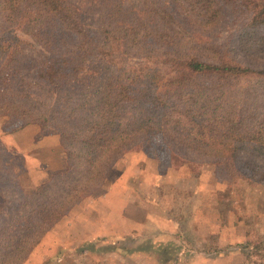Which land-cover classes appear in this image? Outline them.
<instances>
[{
  "label": "trees",
  "instance_id": "trees-1",
  "mask_svg": "<svg viewBox=\"0 0 264 264\" xmlns=\"http://www.w3.org/2000/svg\"><path fill=\"white\" fill-rule=\"evenodd\" d=\"M0 117L56 129L67 158L24 186L0 141V264L28 260L135 148L264 182V0H0Z\"/></svg>",
  "mask_w": 264,
  "mask_h": 264
},
{
  "label": "rangeland",
  "instance_id": "rangeland-1",
  "mask_svg": "<svg viewBox=\"0 0 264 264\" xmlns=\"http://www.w3.org/2000/svg\"><path fill=\"white\" fill-rule=\"evenodd\" d=\"M246 13L248 21L251 12ZM218 31L216 39H231L224 29ZM4 120L0 117L2 126ZM4 148L10 161L13 149ZM162 157L158 146L126 152L109 172L111 183L98 189L100 198L91 197L48 231L37 247L53 254L42 253L40 262L205 264L198 250L222 246L216 227L221 230L228 223L234 224L232 234L248 233L250 248L245 251L257 263L254 252H264V182L258 177L224 181L210 165L168 167ZM86 213L89 220L84 222ZM92 225L100 228L93 233Z\"/></svg>",
  "mask_w": 264,
  "mask_h": 264
},
{
  "label": "crops",
  "instance_id": "crops-1",
  "mask_svg": "<svg viewBox=\"0 0 264 264\" xmlns=\"http://www.w3.org/2000/svg\"><path fill=\"white\" fill-rule=\"evenodd\" d=\"M0 141L4 147L13 149L12 159H10L11 165L24 186L38 185L48 179L54 172H62L67 167L66 153L62 148L60 134L54 128L43 129L39 124L30 123L14 131H6L1 123ZM10 161L8 159L9 163ZM108 183L109 178L104 185ZM97 191L75 204L66 215L68 217L74 215L83 203L92 201L91 197H98L99 199L100 193ZM86 216L87 213L84 214V222L89 220V217ZM95 222L99 224L100 220H95ZM102 226H105V224H102ZM233 226L234 224L224 223L220 225L221 230L216 227L221 240H224L222 246L211 250H198V254L204 257L205 264H257L254 259L248 258L245 251L250 248L248 240L250 236L248 237V233L244 235L232 234L233 230L230 231L229 229ZM92 228L94 233L95 230L100 228V225H92ZM42 253L47 256L52 251L44 247H36L29 257L30 260H26L23 264H55V262H50L52 260H42L40 262L39 257ZM236 254L239 260H237ZM33 258H36L35 262L32 261Z\"/></svg>",
  "mask_w": 264,
  "mask_h": 264
}]
</instances>
